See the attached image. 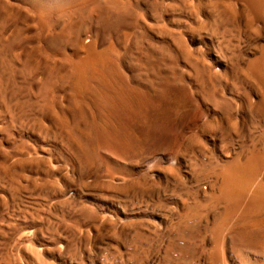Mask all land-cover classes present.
<instances>
[{
    "label": "rangeland",
    "instance_id": "obj_1",
    "mask_svg": "<svg viewBox=\"0 0 264 264\" xmlns=\"http://www.w3.org/2000/svg\"><path fill=\"white\" fill-rule=\"evenodd\" d=\"M120 2L123 13L146 17L143 25L164 28L163 37L158 39L163 38L168 46H175L184 37L188 55L175 62L170 85L166 83V98L157 103L153 102L154 91L149 86L134 80L128 69H121L126 73L121 88L148 97L149 106L142 109L143 114L132 108L128 120L113 118L107 127L109 138L125 139L128 144L124 148L117 149L107 138L91 131L79 137L80 142L84 141L80 144L78 140L81 146L77 145L76 153L97 158L94 163L90 159L92 168L85 170L86 174H73L54 146L38 135L21 131L4 136L0 150L9 152L10 157L0 161V166L6 164L7 170L22 175L11 184L1 183L0 198L7 201L0 205V262L157 264L169 230L195 209L196 217L189 220L190 247L175 264H213L219 258L224 264H264V246L254 249L233 245L230 236L254 222L264 223L263 212H245L252 189L258 186L264 190V121L247 110L260 95L264 78L260 69L251 66L254 59L264 60V10L257 16L244 12L243 20L234 25L210 27L208 17H200V22L190 17L202 5L201 0H141L138 7L133 0ZM222 2L234 8L237 3L243 5V0ZM175 5L182 7V16L178 15L180 10L173 11ZM95 9L94 3L85 10L92 14ZM133 16L116 34L103 39L97 50L108 43H130L134 30H142ZM61 27L46 21L41 29L47 33ZM91 37L92 33L87 32L81 40L89 42ZM116 48L117 53L122 52V47ZM66 54L71 56L73 50L66 49ZM3 122L0 119V137ZM144 131L146 135L142 137ZM28 148L33 149L28 158L40 159L41 163L17 170L14 164L22 159L19 153ZM253 155L262 158L257 172L250 177L244 195L233 205L226 203L218 190V178L232 162H242ZM124 181L134 184L120 189ZM21 186L20 195L12 192ZM137 234L143 240L136 241L139 247L135 250L133 237ZM127 252L136 253V258L120 257Z\"/></svg>",
    "mask_w": 264,
    "mask_h": 264
},
{
    "label": "bare ground",
    "instance_id": "obj_2",
    "mask_svg": "<svg viewBox=\"0 0 264 264\" xmlns=\"http://www.w3.org/2000/svg\"><path fill=\"white\" fill-rule=\"evenodd\" d=\"M201 1L202 5L193 11L190 17L195 21H199L202 16L208 17L211 20L210 27L223 26L224 24L234 25L241 19L243 20L244 12H250L253 16H257L264 10V0H243V5L238 6L237 3L238 8L228 4L224 5L222 0ZM94 3L96 5L95 12L92 14L86 12V7ZM140 3L141 0H133V5L136 7ZM121 8L123 6L120 0H0V119L4 120L1 126V142L5 135L12 132L24 131L38 135L48 145L54 146L60 156L71 166L73 174H78V176L85 170L92 168V161L97 159L91 156L93 160H90L89 156L76 153L79 151L76 150L77 145L79 146L84 141L80 142L79 137L84 133L87 134L88 131H91L96 135L105 137L117 149L122 148V146L124 148L128 144L124 141L125 139L109 138L107 127L113 118L121 117L122 120H128L127 117L132 115V108H135L138 114H143L142 109L148 107L149 102L148 97L138 93L134 95L121 88L124 85L122 86L120 83L126 76V73L124 72V74L121 69L124 68V71L128 69L134 80L138 83L142 82L154 91L153 102H161L166 98V83L169 84L168 80L171 77V70L175 67V62L182 61L183 56L188 55L186 53L188 42L186 39L184 40V37L183 39L179 37L180 39L175 46H168L163 38L159 37L158 39V36L163 37L164 28L161 27L160 29L158 26L148 24L143 25L142 19L145 20L146 17L142 18L138 13L134 16L133 14L127 15L122 12ZM174 8L180 10L178 15L182 16V7L175 5L173 11ZM169 9L171 10L172 7ZM132 16L133 21L138 23L142 30L141 28L134 30L135 32L129 37L131 38L130 43L123 46L108 43L104 49L97 50L103 39L116 34L117 30L124 26L126 20L131 19ZM46 21H53L55 24H61L62 27L44 33L41 26ZM87 32H91L92 37L89 42H83L81 37ZM116 46L122 47L121 53H117ZM66 49L68 51L73 50V54L67 56ZM251 66L260 69L262 72L258 70L257 72L264 74V60L254 59ZM261 88L260 95L257 97L258 100L256 99L255 103H250L247 110L249 114L258 115L264 121V78ZM80 126L85 128L81 129ZM213 127L211 126L212 130H214ZM144 135H146V131L142 133V137ZM85 145H82V149ZM88 147H90L89 144ZM88 147L85 150H88ZM30 151L28 148V150L19 153L22 159L14 164L17 170L21 166H28L27 164L36 163L38 165V162L41 161L34 159V157H32L33 159L28 158L27 155ZM32 152L34 153V151ZM93 152L95 154V151ZM8 153L0 150V161L7 160L10 157V153ZM261 160V155H253L242 162L241 160L232 162L222 171L216 183H218V190L223 194L226 203L233 205L244 195L249 179L254 172H257L256 169H258ZM43 161L44 159H42ZM94 162L96 161L94 160ZM4 166H0V187L2 182H10L11 184L17 177L21 178L22 175L12 172L13 170L10 172ZM15 168L14 171H16ZM132 184H134L132 181H126L119 185V188L125 189ZM12 192L20 195L23 192L22 186ZM6 201L0 198V205H6ZM245 212L255 215L264 213L263 189L258 186L252 189L247 205H245ZM196 215L195 209L190 210L173 229L169 230V234L160 247L159 254L161 253V255L157 264H175L177 259L185 257L191 242L192 224L189 220ZM111 222L110 224H113ZM49 226L51 227L50 222ZM110 227L112 226L110 225ZM230 236L233 245L259 249L264 246V223L254 222L248 229ZM141 237L138 234L133 237V240L135 239L134 244L136 243L133 247L135 250L139 247L136 241L139 238L138 241L143 240ZM122 256L125 259L134 260L137 254L127 252L121 254L120 257L122 258ZM0 264L3 262L1 261ZM15 264L27 263L17 261ZM213 264L224 263L219 258L215 259Z\"/></svg>",
    "mask_w": 264,
    "mask_h": 264
}]
</instances>
